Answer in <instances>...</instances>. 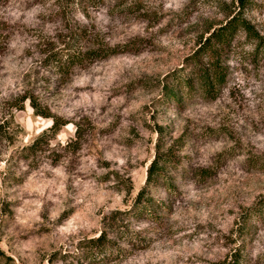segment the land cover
Here are the masks:
<instances>
[{
	"label": "rangeland",
	"instance_id": "1",
	"mask_svg": "<svg viewBox=\"0 0 264 264\" xmlns=\"http://www.w3.org/2000/svg\"><path fill=\"white\" fill-rule=\"evenodd\" d=\"M238 12L0 0V264H92L80 241L105 230L94 264H264V56L241 31L199 53ZM242 12L264 38V0Z\"/></svg>",
	"mask_w": 264,
	"mask_h": 264
},
{
	"label": "trees",
	"instance_id": "2",
	"mask_svg": "<svg viewBox=\"0 0 264 264\" xmlns=\"http://www.w3.org/2000/svg\"><path fill=\"white\" fill-rule=\"evenodd\" d=\"M247 1L248 0H238L239 11L241 13L238 12L237 14L231 16L226 25L221 26L218 30L211 33L210 36L202 43L199 53L202 52L201 54H205V52H209L210 55L214 56V53H216L218 48L227 45L230 41H232L237 32L241 31L256 42L259 53L264 56V38L255 31L254 27L243 17L242 14ZM218 66L219 65L212 66L207 70H201L199 72L201 83L204 85L207 95H212L215 92V88L217 86H221L226 79L225 73L219 69ZM32 106L35 107L34 103H32ZM36 113L38 114V112ZM4 124L5 122L0 123L1 133ZM59 127V123L55 121L52 131L56 132ZM160 170V159H154L148 168V185L159 179L158 175L161 174ZM143 192L144 190L138 195V201L136 202L138 205L142 203L144 197ZM79 248L83 258L87 259L92 264L103 262V259L112 251L108 243L106 230L102 231L96 238L80 241ZM0 253L3 255L2 252Z\"/></svg>",
	"mask_w": 264,
	"mask_h": 264
}]
</instances>
